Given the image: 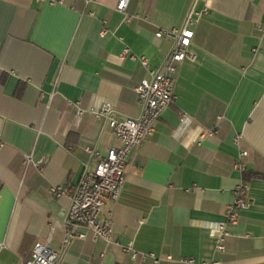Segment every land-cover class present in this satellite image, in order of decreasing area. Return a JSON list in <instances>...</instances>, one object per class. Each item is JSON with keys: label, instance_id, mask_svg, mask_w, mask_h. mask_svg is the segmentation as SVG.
Instances as JSON below:
<instances>
[{"label": "crops", "instance_id": "crops-1", "mask_svg": "<svg viewBox=\"0 0 264 264\" xmlns=\"http://www.w3.org/2000/svg\"><path fill=\"white\" fill-rule=\"evenodd\" d=\"M118 1L0 0V264H23L47 239L62 252L70 199L50 189L75 187L93 167L87 147L121 145L90 109L110 102L116 118L138 117L136 88L173 45L156 33L173 27L194 32L195 59L180 64L174 102L103 208L116 243L73 239L59 264H153L123 251L131 241L158 257L264 264V0H130L125 12ZM125 48L150 69L123 59ZM30 153L41 168L25 166ZM238 161L250 204L218 253L212 233L244 183Z\"/></svg>", "mask_w": 264, "mask_h": 264}, {"label": "built area", "instance_id": "built-area-1", "mask_svg": "<svg viewBox=\"0 0 264 264\" xmlns=\"http://www.w3.org/2000/svg\"><path fill=\"white\" fill-rule=\"evenodd\" d=\"M51 5L62 4L63 0H37ZM130 0H119L117 10L125 12ZM206 9L197 13L200 18ZM131 16L127 20H131ZM189 21H194L191 17ZM194 32L188 27H173L160 30L156 37L171 39L173 45L162 69L151 70L150 63L144 55H136L129 48H125L121 57L138 60L146 69H150V79H143L136 88L137 104L140 109L136 118H116L113 105L104 102L99 109H90L97 119L106 120L108 127L121 142L118 147L110 148L105 155L96 149L87 147V152L95 160L93 167H85L78 184L73 188L53 186L50 191L54 197L66 195L70 199V206L66 213L64 223V238L62 252L68 248L73 239H84L88 235L94 240H103L107 245L116 243L115 232L111 219L103 216V208L108 202L118 201L124 182L127 159L133 148L139 147L143 141L154 134L157 123L163 112L174 102V89L177 81L180 64L186 59H195L189 51ZM82 110L79 109V113ZM183 120L185 121V115ZM206 134L211 135V132ZM238 139L236 138V141ZM247 152H242L246 155ZM25 166L33 165L41 168L44 159L35 160L32 153L27 154ZM235 168L244 172V165L238 161ZM247 183H243L234 190V202L226 207V221L219 225L212 233L215 242V251H225V241L228 236V227L238 223L240 212L248 208L250 202L247 198ZM4 243H0V248ZM123 251L130 254L132 259L140 257L143 260L151 259L153 264H160L162 260L179 262L182 264H221L216 259L197 262L193 257L174 258L172 255L158 257L154 253H139L129 242L123 246ZM62 252L55 251L50 245V239L35 243L31 258L23 264H59ZM103 253L101 256L103 257Z\"/></svg>", "mask_w": 264, "mask_h": 264}, {"label": "trees", "instance_id": "trees-1", "mask_svg": "<svg viewBox=\"0 0 264 264\" xmlns=\"http://www.w3.org/2000/svg\"><path fill=\"white\" fill-rule=\"evenodd\" d=\"M250 177H251V174L247 170H245L243 172V180H244V182H247Z\"/></svg>", "mask_w": 264, "mask_h": 264}]
</instances>
